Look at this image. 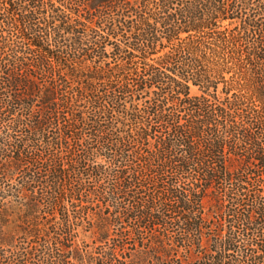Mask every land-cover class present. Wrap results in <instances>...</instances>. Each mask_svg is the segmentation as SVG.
<instances>
[{"label": "trees", "instance_id": "1", "mask_svg": "<svg viewBox=\"0 0 264 264\" xmlns=\"http://www.w3.org/2000/svg\"><path fill=\"white\" fill-rule=\"evenodd\" d=\"M0 264H264V0H0Z\"/></svg>", "mask_w": 264, "mask_h": 264}]
</instances>
